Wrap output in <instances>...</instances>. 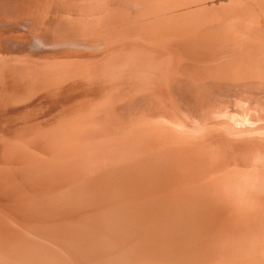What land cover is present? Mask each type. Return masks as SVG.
<instances>
[{"label": "bare ground", "instance_id": "1", "mask_svg": "<svg viewBox=\"0 0 264 264\" xmlns=\"http://www.w3.org/2000/svg\"><path fill=\"white\" fill-rule=\"evenodd\" d=\"M0 264H264V0H0Z\"/></svg>", "mask_w": 264, "mask_h": 264}]
</instances>
